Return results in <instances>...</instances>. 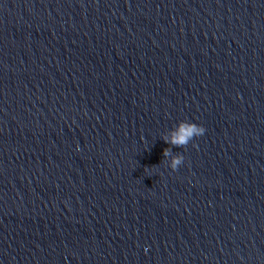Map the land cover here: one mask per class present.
Listing matches in <instances>:
<instances>
[{"label": "water", "instance_id": "obj_1", "mask_svg": "<svg viewBox=\"0 0 264 264\" xmlns=\"http://www.w3.org/2000/svg\"><path fill=\"white\" fill-rule=\"evenodd\" d=\"M180 121L205 131L165 143ZM165 149L183 157L175 170ZM0 264H264V68L1 134Z\"/></svg>", "mask_w": 264, "mask_h": 264}, {"label": "clouds", "instance_id": "obj_2", "mask_svg": "<svg viewBox=\"0 0 264 264\" xmlns=\"http://www.w3.org/2000/svg\"><path fill=\"white\" fill-rule=\"evenodd\" d=\"M205 129L197 124L180 121L177 123L175 129L165 139V143L175 145L177 147L188 144L193 137L200 136L204 133ZM163 155L165 157L171 156L169 160V167L175 170L183 161V157L180 155H171L168 149L164 150Z\"/></svg>", "mask_w": 264, "mask_h": 264}]
</instances>
